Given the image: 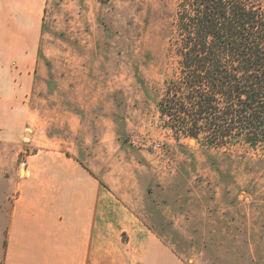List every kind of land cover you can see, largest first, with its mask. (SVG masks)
<instances>
[{"label": "rangeland", "instance_id": "374dc122", "mask_svg": "<svg viewBox=\"0 0 264 264\" xmlns=\"http://www.w3.org/2000/svg\"><path fill=\"white\" fill-rule=\"evenodd\" d=\"M175 8L176 0H47L35 105L56 108L6 115L0 142L39 140L67 121L65 110L92 124L85 132L97 139L109 123L118 160L129 167L141 160L148 175L194 193L195 209L181 226L192 238L173 243L182 254L200 264H264V149L176 141L162 127L157 102L175 66L166 51ZM32 150L24 145L12 163L0 147V201L10 192L7 177L25 175L22 162Z\"/></svg>", "mask_w": 264, "mask_h": 264}, {"label": "crops", "instance_id": "0c3cea01", "mask_svg": "<svg viewBox=\"0 0 264 264\" xmlns=\"http://www.w3.org/2000/svg\"><path fill=\"white\" fill-rule=\"evenodd\" d=\"M46 3L0 0L2 127L6 115L56 108L35 105L42 96L35 87L44 75ZM62 112L67 121L46 128L39 140L0 142L12 163L24 145L33 148L22 162L25 175L7 177L10 192L0 201V264H200L173 244L192 238L181 229L195 209L194 193L148 175L141 160L130 167L118 160L109 123L97 139L85 132L92 124Z\"/></svg>", "mask_w": 264, "mask_h": 264}, {"label": "trees", "instance_id": "16d2710c", "mask_svg": "<svg viewBox=\"0 0 264 264\" xmlns=\"http://www.w3.org/2000/svg\"><path fill=\"white\" fill-rule=\"evenodd\" d=\"M157 102L172 137L264 149V0H176Z\"/></svg>", "mask_w": 264, "mask_h": 264}]
</instances>
